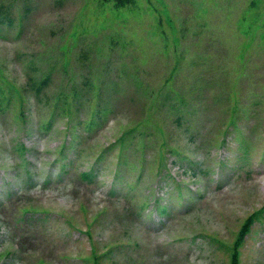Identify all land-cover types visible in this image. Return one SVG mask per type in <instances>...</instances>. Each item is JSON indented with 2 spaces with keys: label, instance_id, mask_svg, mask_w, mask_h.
Instances as JSON below:
<instances>
[{
  "label": "rangeland",
  "instance_id": "1",
  "mask_svg": "<svg viewBox=\"0 0 264 264\" xmlns=\"http://www.w3.org/2000/svg\"><path fill=\"white\" fill-rule=\"evenodd\" d=\"M4 17L0 264H264V0Z\"/></svg>",
  "mask_w": 264,
  "mask_h": 264
},
{
  "label": "trees",
  "instance_id": "2",
  "mask_svg": "<svg viewBox=\"0 0 264 264\" xmlns=\"http://www.w3.org/2000/svg\"><path fill=\"white\" fill-rule=\"evenodd\" d=\"M114 1H115L118 5H125V4L128 3L130 0H114ZM3 21H4V22H9V23L12 22L11 18H9V17H4V18L0 19V22H3ZM89 174H90V173L88 172L86 175H89ZM249 226H250V222L247 221V222L244 224L243 229L241 230V233H240V237H241V239H243L244 236L247 234ZM232 264H238V262L236 261V259L232 262Z\"/></svg>",
  "mask_w": 264,
  "mask_h": 264
}]
</instances>
